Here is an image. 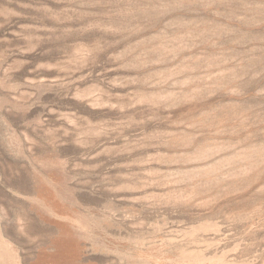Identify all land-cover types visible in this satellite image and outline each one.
<instances>
[{
    "label": "rangeland",
    "instance_id": "obj_1",
    "mask_svg": "<svg viewBox=\"0 0 264 264\" xmlns=\"http://www.w3.org/2000/svg\"><path fill=\"white\" fill-rule=\"evenodd\" d=\"M0 264H264V0H0Z\"/></svg>",
    "mask_w": 264,
    "mask_h": 264
}]
</instances>
